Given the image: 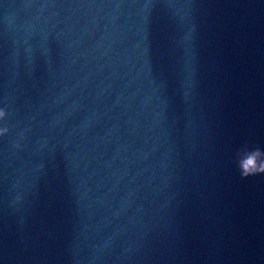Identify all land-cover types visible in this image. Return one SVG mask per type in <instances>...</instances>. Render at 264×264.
I'll return each mask as SVG.
<instances>
[{"label":"water","instance_id":"1","mask_svg":"<svg viewBox=\"0 0 264 264\" xmlns=\"http://www.w3.org/2000/svg\"><path fill=\"white\" fill-rule=\"evenodd\" d=\"M0 109V264H264V0H0Z\"/></svg>","mask_w":264,"mask_h":264},{"label":"clouds","instance_id":"2","mask_svg":"<svg viewBox=\"0 0 264 264\" xmlns=\"http://www.w3.org/2000/svg\"><path fill=\"white\" fill-rule=\"evenodd\" d=\"M8 112L6 109H0V122L7 120ZM7 126L0 127V137L8 135ZM19 147V145H16ZM235 167L242 179L264 175V150L259 147H250L242 145L234 155Z\"/></svg>","mask_w":264,"mask_h":264}]
</instances>
